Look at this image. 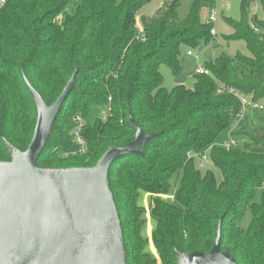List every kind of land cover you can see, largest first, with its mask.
<instances>
[{
    "label": "trees",
    "instance_id": "trees-1",
    "mask_svg": "<svg viewBox=\"0 0 264 264\" xmlns=\"http://www.w3.org/2000/svg\"><path fill=\"white\" fill-rule=\"evenodd\" d=\"M151 1L4 0L0 162L10 160L4 141L24 152L33 135L36 111L26 83L50 107L75 74L36 168H92L107 149L133 141L129 114L143 133L155 135L142 157L119 158L107 176L126 263L176 264L174 251L207 254L219 229L220 251L236 264H264V0H257L262 20L249 19L250 1L241 2L239 21L225 19L232 29L226 40L243 42L247 55L222 53L203 65L207 76L193 75L192 89L178 85L170 91L163 87L160 67L176 77L182 49L210 44L214 23L203 20L202 12L214 0H194L183 20L176 14L180 0H166L153 17H142L138 28L137 13ZM219 86L259 105L246 112L230 137L246 138L244 150L214 145L241 112L237 95L218 94ZM100 111H108L107 122H89ZM75 116L84 123V154L73 142ZM189 152H208L221 182L212 171L197 169ZM170 196L173 200L166 199ZM246 213L250 221L243 227Z\"/></svg>",
    "mask_w": 264,
    "mask_h": 264
},
{
    "label": "water",
    "instance_id": "water-1",
    "mask_svg": "<svg viewBox=\"0 0 264 264\" xmlns=\"http://www.w3.org/2000/svg\"><path fill=\"white\" fill-rule=\"evenodd\" d=\"M74 76L50 107L26 83L36 123L26 151L4 141L10 160L0 162V264H127L107 176L119 158L142 157L155 135L143 133L129 114L133 141L107 149L92 168H36ZM174 257L176 264H236L220 251L219 229L209 253L174 251Z\"/></svg>",
    "mask_w": 264,
    "mask_h": 264
},
{
    "label": "rangeland",
    "instance_id": "rangeland-1",
    "mask_svg": "<svg viewBox=\"0 0 264 264\" xmlns=\"http://www.w3.org/2000/svg\"><path fill=\"white\" fill-rule=\"evenodd\" d=\"M194 0H180L179 6L176 9V14L179 20H183L188 14L189 8ZM242 1H250V9H249V19L253 16L258 20L263 19L262 10L257 2V0H214L212 5H208L203 9L202 19L205 20L210 10L214 9L216 11V21L213 24V28L215 30L216 36L208 45H204L200 43L199 47L192 51L193 54H197V59L193 57H188L186 52L188 49H182L181 51V64L179 74L174 77L170 72L167 66L160 67V74L163 78V87L167 90H171L175 84L182 85L187 89H192L194 85L193 75L197 72L199 68H202L204 64H207L213 61L220 54L224 53L231 57H233L236 53H241L247 55V51L243 42H231L227 41L226 37L232 34V29L226 24L225 19H230L232 21H239L241 18V10L240 4ZM166 0H152L149 4H147L143 9H141L136 16L137 27L140 28V19L142 17L150 18L153 17L156 12L162 9L165 5ZM212 8V9H211ZM249 120L253 121V123H257L256 119L252 116L251 113H247L246 115ZM108 111H100L93 113L91 116V120L89 122H95L97 125H103L107 122L108 119ZM236 131V128L230 126L227 130L222 132L214 141V145L216 147H222L223 145L228 144L231 140V135ZM236 143V147L240 150H244L245 146L249 144V141L246 138H238ZM206 161L203 162L199 160V157H194L195 166L202 173L205 171H212L215 175L217 183L221 182V174L220 172L213 168L208 161V152L204 154ZM147 195L142 197V205L147 210ZM259 200V193L256 196V201ZM147 219V237L150 239L151 237V224L149 222L148 215H146ZM250 221V214L246 213L242 225L246 227ZM150 250L153 254V257L157 259L156 252L150 245Z\"/></svg>",
    "mask_w": 264,
    "mask_h": 264
},
{
    "label": "built area",
    "instance_id": "built-area-1",
    "mask_svg": "<svg viewBox=\"0 0 264 264\" xmlns=\"http://www.w3.org/2000/svg\"><path fill=\"white\" fill-rule=\"evenodd\" d=\"M2 4H4V0H0V5H2ZM215 21H216V11L214 9H212V10H210L209 15L207 17V23H214ZM210 35L211 36H215V30L214 29H212L210 31ZM186 55L188 57H193L195 59H197V57H198L197 54H193L192 51H188L186 53ZM196 73H198L200 75H205V76L208 75L207 70H205L203 68H199ZM217 93L218 94L227 93L229 95H237V97H238V99L240 101L241 112L239 113V115H237V118L235 119L236 122H235L233 128H236L237 124L244 118V115L246 114V112L248 110L259 109V105L258 104L251 103L246 98L241 97V95H238L233 88H223V87L219 86ZM73 123H74V128L72 130L73 142H74V144L77 145L78 150H79L78 151L79 154H84L85 150H86V142L81 136V131H82L83 126H84L83 120L79 116H75L73 118ZM235 145H236L235 141L231 139V141L228 144L223 145V147L228 149V148H230L232 146L234 147ZM194 157H199V160H201L203 162L206 161L204 155L198 156V155H196L194 153H191V152L187 153V158L188 159H191V158H194ZM166 199L173 200V197H171V196L170 197H166Z\"/></svg>",
    "mask_w": 264,
    "mask_h": 264
},
{
    "label": "crops",
    "instance_id": "crops-1",
    "mask_svg": "<svg viewBox=\"0 0 264 264\" xmlns=\"http://www.w3.org/2000/svg\"><path fill=\"white\" fill-rule=\"evenodd\" d=\"M215 36H216V33H215ZM178 85H179V84H175V86H178ZM175 86H174V87H175Z\"/></svg>",
    "mask_w": 264,
    "mask_h": 264
}]
</instances>
